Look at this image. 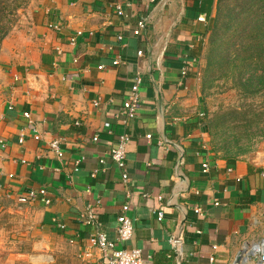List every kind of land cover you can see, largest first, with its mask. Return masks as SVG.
Masks as SVG:
<instances>
[{
  "label": "crops",
  "instance_id": "1",
  "mask_svg": "<svg viewBox=\"0 0 264 264\" xmlns=\"http://www.w3.org/2000/svg\"><path fill=\"white\" fill-rule=\"evenodd\" d=\"M216 8L217 0L30 1L25 25L2 43L0 211L32 190L45 189L50 204L24 207L29 220L15 222L18 250L4 264H102L91 238L101 231L115 241L126 205L134 235L121 246L148 264H235L245 243L264 239V156H217L204 121L199 71ZM137 74L141 107L125 124L119 111ZM122 134L131 137L125 170L109 156ZM89 210L98 229L82 219Z\"/></svg>",
  "mask_w": 264,
  "mask_h": 264
},
{
  "label": "trees",
  "instance_id": "2",
  "mask_svg": "<svg viewBox=\"0 0 264 264\" xmlns=\"http://www.w3.org/2000/svg\"><path fill=\"white\" fill-rule=\"evenodd\" d=\"M29 1L0 0V56L3 41ZM209 31L212 35L208 43L207 78L231 74L233 88L244 98H257L256 95L264 93V0H217L216 17L204 36ZM204 121L207 124L206 116ZM217 121L223 132H231L233 136L242 132L254 134L264 123V109L251 104L244 110L227 112ZM208 123L211 128L216 127ZM215 140L220 141L218 137ZM225 159L239 160L238 157Z\"/></svg>",
  "mask_w": 264,
  "mask_h": 264
},
{
  "label": "rangeland",
  "instance_id": "3",
  "mask_svg": "<svg viewBox=\"0 0 264 264\" xmlns=\"http://www.w3.org/2000/svg\"><path fill=\"white\" fill-rule=\"evenodd\" d=\"M28 9L29 4L14 26V31L25 25L24 19L27 15ZM215 17L216 14L212 18V21ZM13 30L11 32H13ZM211 35L212 31H209L199 71V86L203 99L202 103L204 106V114L207 120L206 126L208 128L210 146L213 152L219 157H238L239 160L253 161L261 156H264V123H262L261 127H259L260 130L254 134L242 132L239 136H233L231 132L225 133L222 131L221 123L220 121H217V119L224 116L227 112L231 113L233 110H244L246 106H250L251 104L264 109V93L256 95L255 97L257 98H244L233 88L234 83L232 81L231 74H227L222 77L207 78L209 76L206 74L208 66V43ZM208 122L212 123L216 127L211 128ZM217 133L219 135H217ZM217 137L220 141L215 140ZM223 139L224 141H222ZM17 203V207L10 209L1 206L3 209L0 211V264H4L7 261L3 260V256L12 250L11 246L14 245V248L18 250L19 237L22 232V227L20 223L15 222L25 219L29 220V216H26L28 210L24 207L28 206L31 202ZM32 213L34 214V212Z\"/></svg>",
  "mask_w": 264,
  "mask_h": 264
},
{
  "label": "built area",
  "instance_id": "4",
  "mask_svg": "<svg viewBox=\"0 0 264 264\" xmlns=\"http://www.w3.org/2000/svg\"><path fill=\"white\" fill-rule=\"evenodd\" d=\"M157 2V0H149L150 5H153ZM118 14L124 15L122 8L118 7ZM200 22H206L204 17H200L198 19ZM147 27V18L141 20L137 25L136 34L139 35L141 31H144ZM78 36H81L82 33H78ZM119 41L123 42V37L118 38ZM71 44L75 45V39L71 40ZM139 56L142 55V52L138 53ZM119 61H116L114 64L117 65ZM183 76L187 75L186 69L183 70ZM145 83V79L143 75L137 74L134 78V84L128 92L127 99L123 102L120 107L119 114L123 117L125 124L129 121L136 119L139 115L140 107H141V89ZM99 100L95 102V105H98ZM25 118L29 119V114L24 115ZM32 124V122H30ZM106 128L110 127V124H105ZM34 131V139L36 141H40L43 139V134H41L36 127L33 128ZM24 136H22L21 142L23 141ZM148 139L151 136H147ZM94 141H98V138H94ZM131 141V137L128 134H122L120 138L117 140V147L113 148L109 152L110 158L117 165L120 170H125L126 168V150L127 146ZM50 149L54 152L58 158L63 157V151L61 149V141L54 140L50 142ZM77 165H79L77 163ZM209 170V164L205 163L203 165V171L207 173ZM98 171H95V175H97ZM123 180L128 182V175L125 172L123 174ZM41 200L45 204H50V200L48 198V193L45 189L41 190H32L28 193L26 197L19 199L20 203H26L31 201ZM216 206L220 204L215 203ZM129 211V206L126 205L123 207V214L118 218V228H117V238L115 241L108 240L107 236L101 231H97L94 236L91 238V244L97 248L104 254V261L102 264H148L147 260L143 257L141 250L137 248L128 249L122 247L121 245L129 242L134 235V224L131 218L127 216V212ZM195 214L203 217L204 211L202 208H196ZM157 220L163 221L164 215L162 212H156ZM86 220L87 224L93 226L98 229V222L96 218V214L94 210H89L84 214L82 218ZM108 252H111L108 255ZM241 256L239 262L237 259L235 260V264H264V239H261L256 242L245 243L242 247V250L239 252ZM238 255V256H239ZM238 258V257H237Z\"/></svg>",
  "mask_w": 264,
  "mask_h": 264
},
{
  "label": "water",
  "instance_id": "5",
  "mask_svg": "<svg viewBox=\"0 0 264 264\" xmlns=\"http://www.w3.org/2000/svg\"><path fill=\"white\" fill-rule=\"evenodd\" d=\"M240 258H241V256L239 255L238 258H237V262H239Z\"/></svg>",
  "mask_w": 264,
  "mask_h": 264
}]
</instances>
